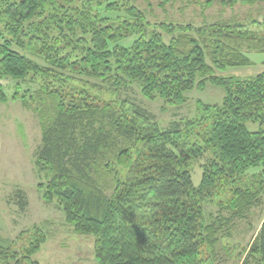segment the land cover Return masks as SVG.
Here are the masks:
<instances>
[{
    "label": "trees",
    "instance_id": "obj_1",
    "mask_svg": "<svg viewBox=\"0 0 264 264\" xmlns=\"http://www.w3.org/2000/svg\"><path fill=\"white\" fill-rule=\"evenodd\" d=\"M248 18L153 24L136 0L0 1V78L11 80L0 82V103L38 115L37 188L77 233L94 235L97 264L214 263L220 239L263 205L264 72L223 74L251 65L246 52L264 54V15ZM208 83L221 102L197 101L195 116L167 125L129 94L182 106ZM11 199L28 207L21 188ZM42 223L24 249L0 235V264H39ZM251 263L264 264V217L242 262Z\"/></svg>",
    "mask_w": 264,
    "mask_h": 264
},
{
    "label": "rangeland",
    "instance_id": "obj_2",
    "mask_svg": "<svg viewBox=\"0 0 264 264\" xmlns=\"http://www.w3.org/2000/svg\"><path fill=\"white\" fill-rule=\"evenodd\" d=\"M136 1L140 8L147 11V17L153 24L172 21L201 25L203 22L210 23L220 19L258 17L261 20L264 15V1L252 5L238 4L234 7L215 3L208 9L199 6L185 7L184 4L177 2L168 5L165 10L159 7V0H148L150 5L145 0ZM101 13L111 18L124 14L109 12L104 8L101 9ZM132 43V39L121 42L126 47ZM246 53L252 62L251 65L229 67L223 74L245 78L264 72V54L254 51ZM0 82L9 85L11 80L0 78ZM91 82L95 83L94 80ZM12 90L13 88L9 87L8 93ZM129 94L151 111L158 121L167 125L171 120L195 116L197 101L207 104L220 103L224 91L208 83L204 90L195 89L189 92V101L182 106L166 105L161 100L149 101L137 88ZM41 134L39 117L34 110L26 107L20 100L0 103V235L11 242L14 241L17 249H24L30 243L32 227L43 222L47 239L40 251L33 256L39 264H97L94 235L77 233L55 204L44 202L37 188L34 152L40 144ZM192 168L196 172L194 181L197 184L201 169L197 163ZM258 171L259 169H254L250 173ZM17 188L23 189L28 196L29 204L25 210L20 209L11 199ZM263 217L264 203L253 208L245 220L236 222L230 238L220 239L217 247L218 256L214 263L208 264H242Z\"/></svg>",
    "mask_w": 264,
    "mask_h": 264
},
{
    "label": "bare ground",
    "instance_id": "obj_3",
    "mask_svg": "<svg viewBox=\"0 0 264 264\" xmlns=\"http://www.w3.org/2000/svg\"><path fill=\"white\" fill-rule=\"evenodd\" d=\"M50 166V165H49ZM66 174V173H65ZM172 189V188H171ZM169 190V189H168ZM164 196V195H163ZM155 260V259H154ZM162 261V260H161Z\"/></svg>",
    "mask_w": 264,
    "mask_h": 264
}]
</instances>
